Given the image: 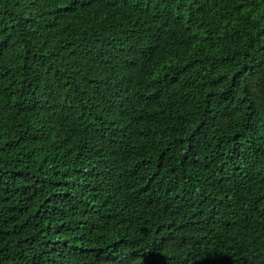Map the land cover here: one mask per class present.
<instances>
[{
	"label": "trees",
	"instance_id": "trees-1",
	"mask_svg": "<svg viewBox=\"0 0 264 264\" xmlns=\"http://www.w3.org/2000/svg\"><path fill=\"white\" fill-rule=\"evenodd\" d=\"M0 264H264V0H0Z\"/></svg>",
	"mask_w": 264,
	"mask_h": 264
}]
</instances>
